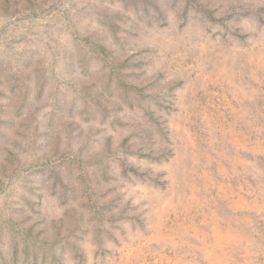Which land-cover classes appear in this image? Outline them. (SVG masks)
I'll list each match as a JSON object with an SVG mask.
<instances>
[{"label":"rangeland","instance_id":"rangeland-1","mask_svg":"<svg viewBox=\"0 0 264 264\" xmlns=\"http://www.w3.org/2000/svg\"><path fill=\"white\" fill-rule=\"evenodd\" d=\"M0 264H264V0H0Z\"/></svg>","mask_w":264,"mask_h":264}]
</instances>
